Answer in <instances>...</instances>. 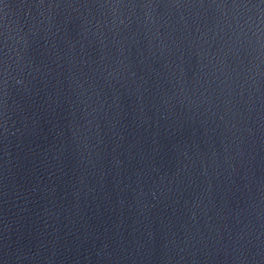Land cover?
Returning <instances> with one entry per match:
<instances>
[{
    "label": "water",
    "instance_id": "obj_1",
    "mask_svg": "<svg viewBox=\"0 0 264 264\" xmlns=\"http://www.w3.org/2000/svg\"><path fill=\"white\" fill-rule=\"evenodd\" d=\"M0 264H264V0H0Z\"/></svg>",
    "mask_w": 264,
    "mask_h": 264
}]
</instances>
